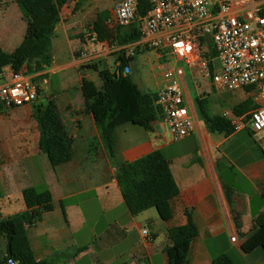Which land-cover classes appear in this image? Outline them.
Segmentation results:
<instances>
[{"label":"crops","instance_id":"obj_1","mask_svg":"<svg viewBox=\"0 0 264 264\" xmlns=\"http://www.w3.org/2000/svg\"><path fill=\"white\" fill-rule=\"evenodd\" d=\"M116 1L65 3L52 37L51 62L30 72L38 88L36 100L55 98L68 128L75 134L70 160L53 166L41 150L33 102L10 107L0 103V219L26 209L24 188L49 189L54 209L42 212L28 228L36 259L48 260V264H171L166 252L168 229L184 224L189 211L198 226V235L182 247L186 250V264H213V259L222 254H228L235 264H264L261 248L251 252L242 249L243 239L264 210V130L253 132L246 126L226 134L207 128L195 101L205 94L201 80L207 79L198 62H177L187 67L181 86L184 103L195 122L194 131L179 140H170L167 128L159 131L157 123L153 130H147L130 121L116 129L115 153L109 156L93 115L77 113L90 84L100 88L108 74L117 72V52L124 49L129 55L135 49L132 43L120 45L94 36L97 14L106 10L111 15ZM26 28L17 0H0V47L13 51L22 42ZM150 51L156 52L157 62L162 61L164 68L175 64L159 56L155 49ZM133 55L135 59V52ZM129 66L132 75L131 62ZM11 74L6 67L0 83L9 82ZM160 74L161 78L153 82L155 89L150 91L167 83L163 70ZM133 79L145 90L152 84L140 72ZM209 85L210 81L205 83V87ZM240 89L247 93L244 99L252 96L258 106L264 105V95L254 89ZM257 137L262 155L254 147L236 145L241 139L251 144ZM158 148L170 160L180 187V193L171 199L173 215L168 220L149 209L132 215L116 180L120 163ZM236 214L240 228L235 222ZM232 236L236 239L232 240ZM5 252L6 242L0 236V255Z\"/></svg>","mask_w":264,"mask_h":264},{"label":"trees","instance_id":"obj_2","mask_svg":"<svg viewBox=\"0 0 264 264\" xmlns=\"http://www.w3.org/2000/svg\"><path fill=\"white\" fill-rule=\"evenodd\" d=\"M70 0H17L26 20L27 28L22 42L11 52L0 47V81L5 68L12 71L25 69L27 73L43 69L52 60V37L55 25L60 19L62 6ZM151 7L150 0H138V14L145 15ZM106 10L100 11L93 22L94 36L99 41H116L120 45L133 43L141 38L138 22L120 26L112 32L106 25ZM206 51L210 58L217 54L211 40ZM120 61L117 72L108 74L98 88L94 83L86 89V98L78 114L91 113L94 117L101 143L109 156L115 153V131L126 122H135L147 130H153L161 117L157 103V91L143 89L128 72L133 54L124 49L118 52ZM247 91L252 86L244 87ZM198 112L207 128L212 132L229 134L234 131L229 117L211 112L206 96L195 99ZM254 98L248 96L232 107L235 114L247 113L256 108ZM1 110V107H0ZM33 116L39 128V145L53 166L72 158L75 134L68 128L62 110L55 98L33 102ZM116 180L123 199L132 215L155 207L164 220L172 217L171 199L180 193V187L171 169L170 160L161 149H154L134 160L120 163L116 170ZM26 209L0 219V236L5 239L6 252L0 255V264H48V260H38L32 250L28 228L39 220L42 212L54 209V200L49 189L29 186L23 189ZM228 199L231 194L227 191ZM264 198V184L262 185ZM184 224L168 229L166 252L171 264H186V250L182 247L198 235V226L191 212H186ZM238 228L241 221L235 216ZM264 252V210L256 217L253 228L242 241V249L251 252L256 248ZM213 264H235L228 254L213 259Z\"/></svg>","mask_w":264,"mask_h":264},{"label":"built area","instance_id":"obj_3","mask_svg":"<svg viewBox=\"0 0 264 264\" xmlns=\"http://www.w3.org/2000/svg\"><path fill=\"white\" fill-rule=\"evenodd\" d=\"M150 1V9L140 16L138 0H117L106 25L113 28L138 22L141 38L132 44L150 46L165 60L175 62L166 68L162 61L155 64V69L163 70L167 78V83L157 90V103L170 140L186 137L195 128L190 109L184 103L181 78L185 68L177 64L180 60L187 65L198 62L217 88L252 86L264 95V0ZM209 40L217 52L212 58V71L206 53ZM37 95V85L25 69L12 71L10 81L0 83V103L6 107L32 103ZM224 114L236 131L246 126L253 132L264 130V105L247 113ZM143 233L148 230L144 228Z\"/></svg>","mask_w":264,"mask_h":264},{"label":"rangeland","instance_id":"obj_4","mask_svg":"<svg viewBox=\"0 0 264 264\" xmlns=\"http://www.w3.org/2000/svg\"><path fill=\"white\" fill-rule=\"evenodd\" d=\"M85 16L86 15L84 14L83 17L85 18ZM108 28L113 32L117 27ZM152 49L154 48L145 45L135 47L134 52L136 54V58L131 61L133 68L132 76L134 78L140 72L141 74H145L152 81V84L147 88V90L155 89V84L153 83L155 81V78H161V69L156 68L154 71L152 70V66L157 62L156 52L150 51ZM179 64L183 65L185 67V70L187 71V67L183 62H180ZM94 77H96V75H94ZM96 79L100 81L98 77H96ZM207 80L210 81L207 78L201 80V82L202 84H204L203 89L205 91V94L203 96H206L208 98L209 109L211 112H218L224 114L226 111H232L233 105L244 99V97L247 95L246 91L243 92L240 88L230 90L227 88H217L212 84L208 87H205V83L208 82ZM156 123V129H158L159 131L166 130V125L164 124V122H162L161 118H159ZM245 136L248 135L246 134ZM258 141V137L256 138V140L252 139L251 144L250 142H246L245 140L243 141L241 139L236 143V145H239L241 147H254L256 148V152L262 155V149L258 146ZM149 210L151 212H157L155 207H151L149 208Z\"/></svg>","mask_w":264,"mask_h":264}]
</instances>
